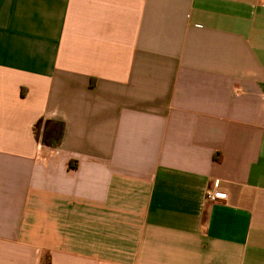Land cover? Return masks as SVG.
I'll return each mask as SVG.
<instances>
[{
  "label": "crops",
  "instance_id": "obj_1",
  "mask_svg": "<svg viewBox=\"0 0 264 264\" xmlns=\"http://www.w3.org/2000/svg\"><path fill=\"white\" fill-rule=\"evenodd\" d=\"M46 260L264 264V0H0V264Z\"/></svg>",
  "mask_w": 264,
  "mask_h": 264
},
{
  "label": "built area",
  "instance_id": "obj_2",
  "mask_svg": "<svg viewBox=\"0 0 264 264\" xmlns=\"http://www.w3.org/2000/svg\"><path fill=\"white\" fill-rule=\"evenodd\" d=\"M225 198V195L221 194V193H211V192H208L206 194V199L207 200H210V201H215L217 199H223Z\"/></svg>",
  "mask_w": 264,
  "mask_h": 264
},
{
  "label": "trees",
  "instance_id": "obj_3",
  "mask_svg": "<svg viewBox=\"0 0 264 264\" xmlns=\"http://www.w3.org/2000/svg\"><path fill=\"white\" fill-rule=\"evenodd\" d=\"M44 264H49L48 260H46V261L44 262Z\"/></svg>",
  "mask_w": 264,
  "mask_h": 264
}]
</instances>
